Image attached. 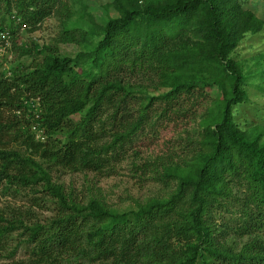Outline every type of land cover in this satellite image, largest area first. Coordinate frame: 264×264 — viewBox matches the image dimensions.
Instances as JSON below:
<instances>
[{"label": "trees", "instance_id": "obj_1", "mask_svg": "<svg viewBox=\"0 0 264 264\" xmlns=\"http://www.w3.org/2000/svg\"><path fill=\"white\" fill-rule=\"evenodd\" d=\"M85 1L68 0L78 7L69 13L63 0H0L11 53L41 58L8 70L0 63V188L41 192L56 206L44 225L0 213V246L21 231L27 264H264V127L235 121L247 87L264 83V61L233 58L264 21L242 0H111L98 23ZM56 14L66 16L56 43L75 45V55L33 40L17 45L16 32ZM133 77L157 84L159 94ZM184 100L201 105L198 130L188 160L156 173L163 197L121 212L100 198L75 201L52 182L50 165L111 168L152 106L177 114ZM132 108L137 116L98 144L96 127ZM224 215L231 226L217 224Z\"/></svg>", "mask_w": 264, "mask_h": 264}, {"label": "rangeland", "instance_id": "obj_2", "mask_svg": "<svg viewBox=\"0 0 264 264\" xmlns=\"http://www.w3.org/2000/svg\"><path fill=\"white\" fill-rule=\"evenodd\" d=\"M68 11L78 7L70 6L68 0ZM111 0H86L88 13L93 19L100 23L105 21L106 12L103 5ZM245 7L264 21V0H242ZM70 6V7H69ZM74 11V10H73ZM63 10L62 13H65ZM111 15L114 12L110 13ZM66 16L53 15L39 25L37 30L29 32L20 30L15 34L17 45L30 44V41H38L40 45H52L57 47L62 55H75L78 47L73 44H57L56 39L62 33L63 22ZM84 24V23H81ZM262 57L264 61V29L255 36H248L237 48L233 58L248 66L253 64L252 59ZM41 58L34 60L32 57H19L16 49H13L11 64H6L5 69L22 64L34 66ZM132 83L141 84L150 95L157 96V84L144 81L143 78H132ZM260 85V89L257 86ZM164 91V90H162ZM249 102L238 107L235 121L243 129L264 127V83L256 81L247 87ZM207 100L215 98L214 91L205 92ZM135 108L129 109L128 116L121 114L96 127L97 142L100 145L109 143L110 135L123 128L127 120L131 121L137 116ZM163 106L155 104L148 112V119L137 132L132 140L119 150L117 160L111 168L101 172H74L61 166L44 164L49 166V174L52 182L60 185L64 192L75 201L85 204L90 198H100L109 207L118 211L134 210L138 205L144 204L148 199L163 197L167 190L162 183L157 182L156 173H163L164 164H180L188 160L190 152L194 147V140L198 130V115L201 105L197 100H184L180 103L177 114H160ZM9 115H4L7 117ZM11 116V115H10ZM78 120V117L75 118ZM15 145L10 144V147ZM164 165V166H162ZM170 166L171 168H174ZM167 168V167H166ZM6 192L0 188V213L5 216H14L16 213L24 218L27 226L32 224H46L56 215V206L51 198L39 192L34 194L29 190L20 193ZM21 217V218H22ZM230 222L228 215L217 220V224L226 225ZM231 226L230 224H227ZM25 236L21 231L13 233L10 240L2 247L0 246V264H27L30 258L31 246L25 244ZM240 244V239H235Z\"/></svg>", "mask_w": 264, "mask_h": 264}, {"label": "built area", "instance_id": "obj_3", "mask_svg": "<svg viewBox=\"0 0 264 264\" xmlns=\"http://www.w3.org/2000/svg\"><path fill=\"white\" fill-rule=\"evenodd\" d=\"M12 36L6 29H0V63L3 62L4 66L9 64L12 60ZM8 70V69H7ZM9 75V73H8ZM19 115V112L17 113ZM44 141L43 137H37Z\"/></svg>", "mask_w": 264, "mask_h": 264}]
</instances>
